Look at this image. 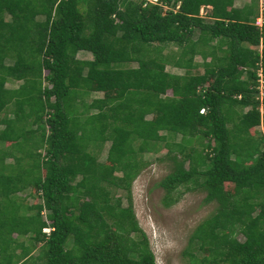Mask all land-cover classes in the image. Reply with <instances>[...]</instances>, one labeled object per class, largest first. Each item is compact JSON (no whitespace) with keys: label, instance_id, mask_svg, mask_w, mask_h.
I'll list each match as a JSON object with an SVG mask.
<instances>
[{"label":"trees","instance_id":"trees-1","mask_svg":"<svg viewBox=\"0 0 264 264\" xmlns=\"http://www.w3.org/2000/svg\"><path fill=\"white\" fill-rule=\"evenodd\" d=\"M233 2L0 0V264H154L129 184L160 147L161 202L195 189L214 202L186 264H264V18L252 23L257 0ZM28 186L38 202L16 193Z\"/></svg>","mask_w":264,"mask_h":264},{"label":"rangeland","instance_id":"rangeland-1","mask_svg":"<svg viewBox=\"0 0 264 264\" xmlns=\"http://www.w3.org/2000/svg\"><path fill=\"white\" fill-rule=\"evenodd\" d=\"M241 2L242 0H234L233 3L237 6ZM162 7L164 8V6ZM206 8L208 7L199 6L198 14L202 17L206 16V12L208 11ZM196 33V31H193L192 38L195 37ZM170 51H175V47L172 44L162 45L161 53L164 54ZM76 56L84 58L88 57L89 54L78 51L76 52ZM193 58L197 62L200 60L198 55H194ZM129 64L133 67L136 65L133 61L129 62ZM170 65V63H164L163 69L181 72L180 69L173 68ZM199 70H201V66L195 69L192 68L190 72H199ZM4 85L13 86L15 84L8 81ZM87 93V95L82 97L84 102H88L91 98H96L100 95L99 91H89ZM166 93H168V90H166ZM88 110L91 111L92 109ZM2 125L0 123V127ZM173 140L177 141L178 135H175ZM190 143L195 145L196 140L192 139ZM107 144L108 142L104 141L99 146L92 148L97 161L101 162L104 160ZM164 152L165 148L160 147L155 152L149 151L141 154L140 169L129 184L131 207L138 226L147 238L148 246L153 254L154 264H186V258L182 255L181 251L186 244L187 235L197 221L213 211L214 202L202 203L201 197L203 192L201 190L182 191V186H178L172 191L173 195L177 193V190L182 191L177 199L169 205H164L161 202L162 189L155 185V182L170 170L171 163L164 156ZM9 160L6 158L5 162ZM130 163L132 166L133 162ZM114 174L118 175L119 172L115 171ZM16 193L21 195L26 203L39 201V198L36 197L37 195H34L30 186ZM114 194H122V190L116 188ZM121 202L123 205L125 204L123 197H121ZM236 238L240 240L242 237L240 234H237Z\"/></svg>","mask_w":264,"mask_h":264},{"label":"built area","instance_id":"built-area-1","mask_svg":"<svg viewBox=\"0 0 264 264\" xmlns=\"http://www.w3.org/2000/svg\"><path fill=\"white\" fill-rule=\"evenodd\" d=\"M149 1H154V0H149ZM257 8H258L257 14H256L257 16L256 15L254 16L252 23L256 26H259V24L262 22L264 18V0H258ZM254 74H255V78H254L255 92L253 94V98L258 101L256 109L258 113L260 114L264 111V107L262 103V98L264 97V77L259 68L255 69ZM204 110H205L204 107H199L197 109V111L200 113L204 112ZM41 229L47 230V228H41Z\"/></svg>","mask_w":264,"mask_h":264},{"label":"crops","instance_id":"crops-1","mask_svg":"<svg viewBox=\"0 0 264 264\" xmlns=\"http://www.w3.org/2000/svg\"><path fill=\"white\" fill-rule=\"evenodd\" d=\"M205 7H208V6H205ZM206 9H208V8H206ZM195 56H197V54H195ZM199 56V55H198ZM89 57V56H88ZM88 57H84V58H88ZM194 57V56H193ZM200 57V56H199ZM207 59V57L205 58V60ZM193 61L194 62H197L196 60H194V58H193ZM199 62H200V60H199ZM199 62H197V63H199ZM170 66H172L173 68H176V69H180V68H177V67H175V66H173V65H170ZM197 67H200V65L198 64L195 68H197ZM194 68V69H195ZM166 70V69H165ZM181 70V69H180ZM167 72H170V73H175V74H180L181 72H174V71H169V70H166ZM182 71V70H181ZM199 71H201V70H199ZM243 77V76H242ZM91 92H96V91H91ZM98 97H100V95H98ZM95 98V97H94ZM97 98V97H96ZM243 109H245V107H243L242 108V110ZM228 124V123H227ZM256 128H257V130L258 129H260V127L259 126H256Z\"/></svg>","mask_w":264,"mask_h":264},{"label":"clouds","instance_id":"clouds-1","mask_svg":"<svg viewBox=\"0 0 264 264\" xmlns=\"http://www.w3.org/2000/svg\"><path fill=\"white\" fill-rule=\"evenodd\" d=\"M236 97H238V96H236ZM246 108V107H245ZM205 109V108H204ZM198 113H200V112H198ZM203 113V112H202ZM42 228H48L47 226H44V227H42ZM41 231H44V232H46L47 230H45V229H41Z\"/></svg>","mask_w":264,"mask_h":264}]
</instances>
